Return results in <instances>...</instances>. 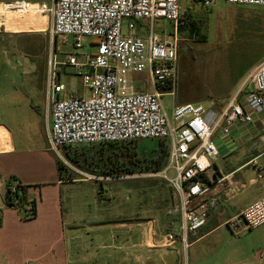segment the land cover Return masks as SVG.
Segmentation results:
<instances>
[{
	"label": "rangeland",
	"instance_id": "374dc122",
	"mask_svg": "<svg viewBox=\"0 0 264 264\" xmlns=\"http://www.w3.org/2000/svg\"><path fill=\"white\" fill-rule=\"evenodd\" d=\"M11 1L14 0H0V3ZM26 1L47 2L50 6L52 5V0ZM180 1L188 5L190 11L196 16L205 17L203 15L207 12L206 20L209 19L211 23L223 27L226 31L224 35L226 38H220L222 33H207L205 30L209 38L205 43L195 42V45L191 46L186 40H181L178 44L175 96L174 98L166 96L163 100L169 107V112L172 106L187 103L203 105L207 109L220 111L227 105L237 89L234 86L235 81L228 78L229 74H233L237 69L254 65L264 58L263 30L259 23L251 28L248 22L235 24L234 21L222 17L230 13L226 1L213 0L211 5L214 8L213 16L209 14L212 7L206 9L199 1ZM48 16L32 11L10 12L0 6V123H5L12 128L17 141L27 140L29 148H33L32 142H44L46 147L48 146L46 137L48 114L45 98L47 60L55 51V45L49 34L52 18ZM137 25L140 32L142 30L144 33L147 32L145 29L148 25L147 20L139 21ZM46 28V31H42ZM155 31L161 37H168L173 34V24L158 19L155 21ZM92 41H94L93 38L87 37L81 40L82 48L77 51L79 62L83 61V54H90L96 50L95 46L91 45ZM71 50V46H63L58 51L59 60H64L65 53ZM85 71L86 68L77 69L70 66L64 68L61 81L67 85L69 92L89 96V89L84 86L81 76ZM140 77L149 82L146 75L142 74ZM145 88L146 91L152 90L150 86ZM31 106H37L42 115H38ZM38 116H42L40 121ZM141 144V147L146 150L157 145L153 140L141 141ZM0 145L3 149L9 147L8 134L2 128H0ZM76 148L80 150L81 147ZM99 148L100 146H95L92 152L95 153V150ZM50 152L44 155L18 150L13 155L0 157L1 177L4 180L9 179L6 176V169L9 168L22 175L25 182L36 181L38 186L35 184L29 186V189L31 188L29 196L36 200L37 204V201L44 198L43 209L44 213L48 214L49 209H52V200L57 193L56 188L52 185H41L44 178L32 177L27 165L30 163V166L42 160L47 163L57 162L59 159L64 165L62 178L70 182L64 185L61 194L63 212L66 215L72 213L77 217L80 216L79 214L90 213L92 219H97L96 223L99 225L90 230L78 223L77 231L74 233L67 228L61 231L58 226H53L49 237L37 238L35 235L41 224L45 222L43 218L29 220L26 210L30 206L18 212L8 208L0 196V264H73V253L78 247L77 244H79V249L94 244L93 251L98 252V255L90 264H103L104 255L108 250L98 246L116 241L115 236L119 234V231L113 227L115 222L128 221L129 224L151 222L157 233L163 236L162 240L167 243L172 242L169 240V234H179L180 219L171 212L176 205L175 196L172 188L160 177H154L152 173L135 174L127 178L92 173L83 166L78 167L71 163L63 154L62 149L58 153ZM261 154L263 155L257 159L256 163L262 168L263 177L258 178L257 171H255L257 168L254 165L240 171L234 176L239 186L231 199L227 203L219 202L215 209L231 208L233 202L245 198L252 190L264 186V144L258 146L252 154L241 149L237 154L227 158L221 157L215 161L219 172L226 175ZM97 164L99 167L96 170L100 172L103 161ZM213 172L211 171L212 175ZM168 175L173 178L175 172L170 170ZM242 176L247 185H249V177L257 181L253 187H244L240 183ZM11 180L13 182L12 178ZM74 180H76L75 183ZM217 189L218 186L212 191L215 192ZM93 192L96 198H92ZM225 219L215 215L211 216L207 226L201 230V234L211 227L223 224L204 241L252 243V251L255 254L264 251V226L250 229L242 220H237L236 225H233L232 222L224 223ZM236 226L238 228H235ZM59 237H62L64 241L56 242ZM189 239L191 241L192 236ZM63 243H68L66 252L62 250ZM63 252L67 254L68 259L62 262ZM40 256L42 258L36 260ZM183 258L185 263V253H183ZM256 264H259L258 259H256Z\"/></svg>",
	"mask_w": 264,
	"mask_h": 264
},
{
	"label": "built area",
	"instance_id": "2783aa9c",
	"mask_svg": "<svg viewBox=\"0 0 264 264\" xmlns=\"http://www.w3.org/2000/svg\"><path fill=\"white\" fill-rule=\"evenodd\" d=\"M199 1L205 8L212 5V0ZM225 1L264 7V0ZM1 6L10 12L32 11L52 18L49 34L55 51L47 60L46 79L50 149L58 153L62 147L164 140L168 164L152 175L163 179L175 196L171 212L180 219V232L169 234V240H180L187 248L189 237L198 235L210 211L219 205V196L212 190L226 182L232 195L239 186L234 178L237 171L223 175L215 165L224 156L223 149L229 153L252 139L264 138V61L222 110L187 103L172 106L169 112L163 99L175 96L177 31L186 24L179 0H52L51 6L15 0ZM158 19L174 24L172 40L156 33ZM143 20L148 21L145 33L137 25ZM85 37L94 39L91 45L96 50L83 54L79 62L77 51ZM63 46L72 50L59 60ZM67 66L86 68L81 76L89 96L69 92L61 81ZM248 82L253 88L244 92ZM146 86L152 90L146 91ZM256 161L245 166L254 165L262 178ZM170 170L175 172L173 178ZM17 190L11 186L12 193ZM241 217L250 229L264 225V196L244 208Z\"/></svg>",
	"mask_w": 264,
	"mask_h": 264
},
{
	"label": "crops",
	"instance_id": "0c3cea01",
	"mask_svg": "<svg viewBox=\"0 0 264 264\" xmlns=\"http://www.w3.org/2000/svg\"><path fill=\"white\" fill-rule=\"evenodd\" d=\"M195 1H199V0H195ZM223 1L225 2V0ZM179 3H180V11L182 17L185 18L188 22L200 21V24L202 26L201 27L202 33H204L206 36L208 35L207 34L208 32H212V33L214 32V33H222V37H220L221 39L226 38L224 37L226 31L223 27L219 26L218 24L211 23L209 19L206 20L205 17H207L206 15L207 12L205 15H203L205 17H202V15L196 16L190 11L188 5L182 3V1L180 0ZM2 4L3 3H0V6ZM226 4L229 7L228 9H230V13H227L222 17H224L227 20L234 21L235 24L248 22L251 28L259 23V26L263 30V34H264V7L236 5V4H228V3ZM211 7L212 6H210V8ZM213 10H214L213 7L209 10L210 11L209 14L211 16H213L212 14ZM185 29L186 30L183 32L179 30L177 31L179 42L181 40L183 41L186 40L187 44L191 46H194L195 42H201V41H195L194 39L195 35L192 36L189 35L190 32L188 30V26H185ZM205 30L207 31V33ZM175 34H176V30L173 24V34L163 38L172 40ZM205 42H207V40L202 43ZM263 61L264 58L261 59L259 62L255 63L254 65L242 69H237L236 72H234L233 74L232 73L229 74V77L227 76L228 78L233 79L235 81L234 86L235 88H237L234 94L230 97V100L244 86L250 74ZM252 88H253V84L248 82L243 88V91L246 92ZM45 98L47 100V96ZM32 108L35 110V112L38 115H42L41 111L37 106H33ZM46 111L48 114L47 132H46V137H47L48 129L50 125L48 100H47ZM38 117L40 121L42 116H38ZM0 128L6 131L9 138V147L7 149H3V146L0 145V157L13 155L18 150L20 152L29 151L32 153L34 152L35 154L40 153L44 155H46L47 152L50 151L52 152L49 143L48 146L46 147V144L44 142H32L33 148L31 147L29 148L27 144V140L26 141L16 140L14 131L7 124L0 123ZM235 136H237V134H235ZM47 141H48V137H47ZM261 144H264V138L259 137L256 139H252L243 146L233 149L229 153H226L225 150L223 149V154H224L223 157L227 158L230 155L237 154L241 149H245V151L248 154H252L253 152H255L256 148ZM262 155L263 154L254 157V159L255 158L258 159ZM251 160L253 159H250L248 162H250ZM248 162L237 167L232 172L237 171V173L235 174L237 175L240 171H244L248 167L252 166V165L245 166ZM29 164L27 165V169L30 170V174L32 177L39 176L41 179L44 178L43 179L44 181H42L43 183H41V185L43 184L52 185L53 187L56 188L57 191L54 200H52V209H49L48 214H45L44 213L45 211L43 209V205H45V199L41 198L40 201H37L38 202L37 216L29 220H39L40 218H43V221L45 222L42 221L43 224H41L39 231L35 235V237L37 238L38 237L44 238L45 236L49 237V234L53 226H58L59 227L58 229H61V231L67 228V230L69 229L73 233L77 231L76 228L78 223L86 226L90 230L93 229V227H98L99 224L96 223L97 219L95 218L92 219L93 217L90 216V213L79 214L80 216L77 217V215L73 216L72 213L66 215L63 212L61 206L62 203L61 194L63 193L64 185H67L70 182L68 180L63 179L60 176V172L56 161L55 162L49 161V163H47L46 161L42 160L39 163L36 162L32 163L30 166ZM6 170H7L6 176L9 177L8 180L7 179L4 180L1 177V173H0V196L2 197L5 205H6L5 197L7 193V187L12 182L11 178L15 177L16 179L15 181H13V183H20L22 185H27V186H32L33 184H35L36 186H38L36 181H33L32 183L23 181L22 179L23 176L16 173L14 169L7 168ZM255 171L257 170L255 169ZM243 180H244L243 176L240 177V183H242L244 187H248V186L253 187L257 181V179L254 178L252 179V177H249L248 178L249 185H247V183H244L245 181ZM75 181L76 180H74L73 182L75 183ZM30 189L28 187V194H30ZM229 191H230V185L228 183L223 182L222 184L218 185V189L215 192H217L220 202L222 203L229 202V200L232 197V195L229 194ZM263 196H264V186L258 187L257 189L252 190V192L249 195H246L245 198H242L237 202H233L231 204L232 205L231 208H227L225 210L223 209L211 210L209 213V219L211 218V216L215 215L216 217H222L224 219L226 218L224 223L232 222L233 225H236L237 220H242L241 213L243 209ZM92 198H96V194L94 192ZM48 203L50 204V202ZM209 219L207 220L206 225L202 229H204L207 226ZM152 224L153 223L151 222H148L146 224H139V223L129 224L128 221L115 222L113 224V227L119 231L118 232L119 234L115 236L116 241L108 245L105 244L98 246L108 250V252L105 253L104 255L103 264H256V259L259 260V264H263L264 257H261L260 254L264 251L255 254V252L252 251V243H224L220 241H207V242L204 241L206 237L210 236L223 223H221L220 225H216L215 227L209 228L203 234H201V230H202L201 229L200 232L198 233V236H192V240L189 241V245L187 248L180 240H177L175 242H168V243L162 240L163 236L161 235V233H157L156 229H154L153 227L154 225ZM263 226L264 225H262V227ZM235 228H238V226H236ZM61 241L64 240H62V237H59L56 242H61ZM67 245L68 243L67 244L63 243L61 245L63 247L62 250H64V252L68 250ZM77 245L78 247L73 253V258H72L73 264H90V262H93L94 259H96L98 252L95 253L94 252L95 250L93 251L94 244L86 245L82 249L81 248L79 249V244ZM183 253L186 254L185 263H184ZM63 254L61 256L62 262L64 261V259H68L67 254L65 253L66 255L64 254V256ZM41 258L42 257L40 256L36 260H39Z\"/></svg>",
	"mask_w": 264,
	"mask_h": 264
},
{
	"label": "trees",
	"instance_id": "16d2710c",
	"mask_svg": "<svg viewBox=\"0 0 264 264\" xmlns=\"http://www.w3.org/2000/svg\"><path fill=\"white\" fill-rule=\"evenodd\" d=\"M185 26H188L190 36L195 35V41L204 42L207 40V36L202 33L200 21L188 22L186 20V24L181 26L179 31H185ZM141 141L145 140L62 147L61 149L65 157L71 163L78 167L83 166L84 169L92 173L110 174L113 177H123L141 173H160L168 164L167 143L164 140H153L156 141L157 145L150 150H146L141 147ZM95 146H100V148L95 150L94 153L92 150ZM76 147L81 148L79 150V148ZM101 161H103V166L99 172L96 170L99 167L97 163L100 164ZM57 165L60 176L62 177L64 165L59 159L57 160ZM12 179L13 181L16 180L15 177ZM12 185H16L18 188L15 193L11 191ZM28 187L27 185L11 182L7 187L5 202L8 207L18 212L25 209L26 206H30L26 211L28 219H32L37 216V203L35 200L30 199Z\"/></svg>",
	"mask_w": 264,
	"mask_h": 264
},
{
	"label": "bare ground",
	"instance_id": "6f19581e",
	"mask_svg": "<svg viewBox=\"0 0 264 264\" xmlns=\"http://www.w3.org/2000/svg\"><path fill=\"white\" fill-rule=\"evenodd\" d=\"M47 30V28L46 29H44V30H42V31H46Z\"/></svg>",
	"mask_w": 264,
	"mask_h": 264
},
{
	"label": "water",
	"instance_id": "95a60500",
	"mask_svg": "<svg viewBox=\"0 0 264 264\" xmlns=\"http://www.w3.org/2000/svg\"><path fill=\"white\" fill-rule=\"evenodd\" d=\"M218 176L221 177V174H219Z\"/></svg>",
	"mask_w": 264,
	"mask_h": 264
}]
</instances>
